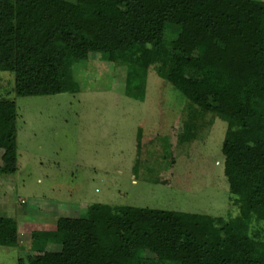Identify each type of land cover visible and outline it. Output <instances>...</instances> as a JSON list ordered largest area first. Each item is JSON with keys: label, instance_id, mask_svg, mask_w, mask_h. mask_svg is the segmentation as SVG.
<instances>
[{"label": "trees", "instance_id": "1", "mask_svg": "<svg viewBox=\"0 0 264 264\" xmlns=\"http://www.w3.org/2000/svg\"><path fill=\"white\" fill-rule=\"evenodd\" d=\"M92 50L140 69L159 56V77L227 117L230 201L258 215L248 203L264 202L263 1L0 0V72L13 76L16 97L79 93L73 67ZM18 117L16 101L0 99V176L19 168ZM102 214L73 221L61 251H48L57 232L36 231L27 247L18 222L0 216V247L36 254L32 264H144L138 248L155 254L148 264H264V230L240 233L223 217L133 206Z\"/></svg>", "mask_w": 264, "mask_h": 264}, {"label": "rangeland", "instance_id": "2", "mask_svg": "<svg viewBox=\"0 0 264 264\" xmlns=\"http://www.w3.org/2000/svg\"><path fill=\"white\" fill-rule=\"evenodd\" d=\"M159 60L140 69L92 50L73 67L79 93L43 97H16L13 76L0 72V99L15 100L19 115V168L0 176V216L18 222L22 244L29 247L49 221L60 236L49 250L68 249L73 221L79 228L115 206L223 217L246 234L264 230V202L248 203L258 215L242 216L244 205L230 201L227 117L184 98L158 76ZM138 249L144 264L155 256ZM35 260L28 250L0 247V264Z\"/></svg>", "mask_w": 264, "mask_h": 264}, {"label": "crops", "instance_id": "3", "mask_svg": "<svg viewBox=\"0 0 264 264\" xmlns=\"http://www.w3.org/2000/svg\"><path fill=\"white\" fill-rule=\"evenodd\" d=\"M56 225H57V223L53 224V223H50L49 221H46V223L43 224V226L46 228V231H49V232H52V231L53 232H57L56 231V229H57V226ZM30 240H31V237H30ZM48 251H50L49 248H48Z\"/></svg>", "mask_w": 264, "mask_h": 264}]
</instances>
